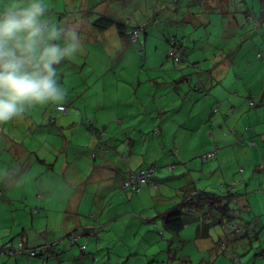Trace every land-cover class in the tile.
<instances>
[{
  "label": "crops",
  "instance_id": "1",
  "mask_svg": "<svg viewBox=\"0 0 264 264\" xmlns=\"http://www.w3.org/2000/svg\"><path fill=\"white\" fill-rule=\"evenodd\" d=\"M238 1L218 0L214 9L206 0H77L80 17L50 18L48 37L56 32L59 39L47 43L75 48L52 65L63 98L25 103L11 120L0 123V234L5 233L0 242L12 245L16 240L9 238H15L27 247L59 244L49 258L16 257L9 264H89L88 257L95 264H112L109 248L115 237L122 252L114 261L129 263L139 256L129 240L149 234L142 218L158 220L196 190L236 185L252 194L250 208L261 214L264 195L257 189L264 190V142L259 139L264 135V60L255 56L264 52V26L256 32L246 24L238 14L244 4L238 7ZM242 1L255 15L262 12L263 0ZM197 15H202L199 23ZM99 16L131 27L147 22L139 38L144 60L115 26L95 28ZM171 36L182 44L178 51L186 60L178 68L167 56ZM91 50V56L100 54L108 64L90 61ZM145 85L153 87V96ZM250 97L260 105L249 108ZM57 105L66 106L67 113L59 114ZM88 122L104 132L108 153L90 156ZM24 136L32 141L25 143ZM239 138L245 141L242 147L236 144ZM212 150L216 157L203 161ZM121 155L128 157L127 164ZM170 165L173 172L167 170ZM150 166L157 170L156 188L143 186L139 195L122 190L129 171ZM89 215L99 218L100 245L84 234L97 226ZM194 228H185L183 248H198L205 264L220 260L214 259L209 237L194 239ZM72 233L80 246L85 240L86 252L69 245ZM152 237L143 241L160 240L155 233ZM179 242L173 239L171 246L180 247ZM181 255L184 264H195L189 252Z\"/></svg>",
  "mask_w": 264,
  "mask_h": 264
},
{
  "label": "trees",
  "instance_id": "2",
  "mask_svg": "<svg viewBox=\"0 0 264 264\" xmlns=\"http://www.w3.org/2000/svg\"><path fill=\"white\" fill-rule=\"evenodd\" d=\"M206 1L209 3V6L211 8L214 9L216 8L214 2L218 0H206ZM242 3L244 4L243 12H244L246 24L250 25L253 30L258 32L259 29L263 28L264 26V22L261 23V21L258 19L260 18L261 20L264 21V4H263L264 2L261 3V5L263 6L262 12L257 15H255L256 13L254 11H251L249 8L245 6L246 3L244 1L239 0L236 4L241 5ZM201 16L202 15L200 16L197 15L198 23L202 20L200 18ZM261 24L263 25L261 26ZM146 25L147 22H144L137 26L131 27L128 25V23L123 24L122 22L115 21L113 19H109L108 17H103V16L96 17L93 21V26L100 30L106 29L109 26H115L120 33H123L124 36H127V40L128 42H130L131 45L137 46L138 54L140 56V60L142 61L144 60V49L143 46L139 43L140 41L139 38L141 34L144 32ZM210 27L207 29L212 30V27L211 28ZM196 29L202 31L205 30L206 32H208L203 26H197ZM127 32H131V36L136 37L135 41H132V37L128 36ZM167 43L169 44L170 47L167 54L168 59H170L172 66L174 68H178V66L181 65V63L186 62L185 58H183V54L179 53L178 51V48L182 46V44H180V41L173 36H171L167 40ZM255 57L257 60H264V52L263 51L257 52ZM199 90L200 89H198V91ZM247 101L249 108H255L258 105H260L259 104L260 101L256 98L250 97ZM55 109L61 115H65L68 110V108L64 105H57ZM85 126L88 130H90L89 136L91 140H93V147L92 150L90 151V156L92 158H95L97 154L108 153L110 151V147L107 144H105L103 141L104 132L95 129L91 122H88V124ZM2 133H3V127L0 125V137L2 136ZM153 133L157 135L158 131L154 130ZM259 139L261 142H264V135L262 134L259 135ZM244 142H245L244 140L239 138V141L236 144L242 147ZM25 147L27 150L29 149L28 146H24V148ZM215 157H216V151L212 150L211 152L203 155L202 160L206 161V160L214 159ZM121 159L122 162L125 164H127L129 161L128 157L125 155H121ZM2 167L3 166H0V169ZM167 170L173 172L174 165L167 166ZM156 171H157L156 167L153 166L140 169L137 171H129L127 173V177L122 182L121 185L122 190L130 192L134 195H139L140 190L143 186H151L152 188H156L157 186L154 175ZM141 173L144 174L146 173L149 175L143 183L139 184L136 187H132V186L127 188L124 187V184L127 181H129L130 177L136 176ZM257 191L261 192L264 195V190L257 189ZM248 197H252V194L249 191L237 189L236 185H231V186L223 185L221 186L220 189L218 188L216 190H211V191L196 190L194 191L193 194H186L183 197L180 205L163 212L160 216L161 218H159L158 220L156 218V220L154 221L153 220L147 221L148 219L142 218L143 222H141V224L143 225L145 224L146 226L149 227L147 231L149 232L150 235L141 233L140 236L137 238V240H141L144 243V246L147 248H149L150 246H154L155 243L160 246V243L164 242L165 245L161 247L163 248L167 247L168 250L171 251V249L173 248L171 246V242L173 239L177 241H181L177 243V245H179L180 247H183L184 242L187 243L184 240L185 238L182 236V234L184 233L185 228L188 225H193L195 226L194 229H196L194 230V239L196 238V236L198 238L209 237V239L212 240V244H213L212 246L213 248L211 251H213L214 253V259L218 257H222L220 260L215 262L212 259L213 262L211 264L213 263L220 264L222 259L225 260V264H229L230 260L233 264H240V259L235 257L236 252L234 251L235 249L234 242L237 241L238 239L241 240L244 238L249 239L248 240L249 249L254 248V241H257L259 243V246L256 245V250H258V252L255 255L257 256L258 259L264 260V251H263L264 249L260 247L261 234L257 232V231H261L262 234L264 235V208L260 209L261 214L257 213L258 209L254 210L252 207L250 208ZM23 201L24 200H22L21 198L19 199V202H23ZM242 207L243 209L240 210ZM236 208H238L239 213L233 215L232 212L236 211ZM240 211H244V214L241 215ZM31 212L35 213L36 209H31ZM238 215H240L241 217ZM245 215H247V217ZM88 218L96 222L97 226H94L89 231H84V234L89 237H93L96 244L100 245L102 241V237L100 235L101 226H99L98 224L99 218L97 215L96 216L89 215ZM133 218L138 222L140 219L139 214L133 215ZM157 222H160L159 226L162 229L157 228ZM250 224L251 226H249ZM153 232L155 233L157 238L160 239L159 241H153L154 240L152 237V234H154ZM76 233H72L67 236L69 245L76 244V240L79 238V236ZM168 234H170L173 238L167 237ZM148 237H151L153 239L151 240V244L143 241ZM9 240L11 241V243H14L15 240L16 242L15 244L12 245L4 244V242L2 243L0 242V259L3 258L6 260L3 261L4 264H9L8 263L9 260L16 259V257H23L27 259H39V260L49 258L53 255V251L57 248L59 244V241H54L50 244L38 245L35 247H27L23 241H18L15 238H9ZM115 240L117 241L116 243H119L117 237H115ZM157 242H159V244ZM228 248L231 249L232 255L226 253V250ZM79 249L83 253L86 252V243L82 244L79 247ZM4 255L8 256L9 258L5 257ZM127 255L129 254L127 253ZM154 256L155 254H151L150 258ZM179 262L181 264H184L181 259ZM201 263H202L201 261H198L197 264H201ZM205 263L206 262H204L203 264ZM222 263L223 262H221V264ZM118 264H123V262ZM260 264H264V262H261Z\"/></svg>",
  "mask_w": 264,
  "mask_h": 264
},
{
  "label": "clouds",
  "instance_id": "3",
  "mask_svg": "<svg viewBox=\"0 0 264 264\" xmlns=\"http://www.w3.org/2000/svg\"><path fill=\"white\" fill-rule=\"evenodd\" d=\"M40 3L33 2L19 10L0 15V123L11 120L25 103L61 100L62 93L53 79L55 69L75 48L47 43L59 39L53 32L45 37L38 17ZM70 39L75 40V36Z\"/></svg>",
  "mask_w": 264,
  "mask_h": 264
},
{
  "label": "rangeland",
  "instance_id": "4",
  "mask_svg": "<svg viewBox=\"0 0 264 264\" xmlns=\"http://www.w3.org/2000/svg\"><path fill=\"white\" fill-rule=\"evenodd\" d=\"M71 1L72 0H0V15H3L5 12H7L9 10L19 11V10L29 6L33 2L40 3V5L43 9V14L40 17H38V21L42 26L43 33L45 32L44 36L48 37V33H47L48 32V26L47 25L49 24L51 17L53 19L54 18L57 19L58 17H60V18L64 17L65 20H71L72 15H76L77 17L78 16L80 17L81 12H80V7L78 6V4L76 2L77 0H75V2H71ZM230 1H232V0H230ZM255 1L258 2L259 0H255ZM263 2H264V0H263ZM258 3L260 4V2H258ZM237 5H239L238 7H240V4H237ZM243 11H244V8L240 7L238 14H241L244 17ZM71 13H73V14H71ZM91 15H95V14H91ZM68 16H69V18L66 19V17H68ZM101 42H103V40H101ZM92 53H94V51L91 50L90 55L88 56V59H90V61L95 60L100 65L108 64L107 60H104L100 56V54H93L91 56ZM76 58H78V57L74 56L72 58V61L75 64H77L75 62ZM76 61H78V60H76ZM124 63L126 65L128 64L126 60H124ZM134 66L135 65H132V66H129L128 68H132ZM66 80L69 81L70 79L66 78ZM145 86H147L149 88V90L151 91V96H153L152 95L154 93L153 87L151 85H145ZM28 141H32V140L25 138V143L28 144ZM242 209H243V207H242ZM236 211L232 212V214L236 215V213H239L238 208H236ZM238 216H240V215H238ZM245 216L247 217V215H245ZM257 232L261 234L260 247H262L264 249V235L262 234L261 231H257ZM4 234L5 233L2 232L0 234V237H2ZM78 240L76 241V244H75L76 247H73V248L79 249L80 243H78ZM81 240H83V239H81ZM248 240H249L248 238H244L241 240L238 239L237 241L234 242L235 243L234 251L236 252L235 257L240 259V264H260L261 262H264V260L258 259L257 256L255 255L258 252V250H256V245L259 246V243L257 241H254V248L249 249ZM116 242L117 241L115 240L114 245L111 248H109L112 251V254H110V258H109V260L113 261L112 264H118L114 260L118 256H121L120 253L122 250V246ZM84 243H85V240H83L82 244H84ZM128 245L134 246L135 250L138 252L139 256L137 258L131 257L130 262L125 263V264H181L179 261L182 257L181 254L183 253V251L185 253H187V252L190 253V255H191V258L189 257L190 261L191 260L194 261L195 264H197L198 261H202L199 249L192 247L191 244L186 245V247H184V248L183 247H181V248L180 247H175V248L173 247L171 249V251L168 250L167 247L163 248V247L157 245L156 243L154 244V246H150L149 248H147L139 240H135V239H130ZM181 250H183V251H181ZM174 253H176V257L173 256ZM226 253H229L230 255H232L231 249L228 248L226 250ZM151 254H155V256L150 258L149 261H146L144 256L145 255L150 256ZM101 255H102V253L100 252V255L98 256L99 260L102 259ZM104 255H106V254H104ZM4 256L8 257L6 255H4ZM208 257L209 256L207 255V258ZM88 259L90 260L89 264H95V262H94L95 260L91 261L90 257H88ZM117 259H119V258H117ZM127 259H129V258H127ZM103 260L105 262L109 261L107 256H105ZM206 260H208V259H206ZM0 264H4V262L0 260ZM60 264H65V263L61 262ZM69 264H81V261H75V262H72ZM201 264H203V263H201ZM223 264H225V263H223ZM229 264H233L231 262V260H230Z\"/></svg>",
  "mask_w": 264,
  "mask_h": 264
},
{
  "label": "built area",
  "instance_id": "5",
  "mask_svg": "<svg viewBox=\"0 0 264 264\" xmlns=\"http://www.w3.org/2000/svg\"><path fill=\"white\" fill-rule=\"evenodd\" d=\"M127 35L128 36H131V32H127ZM132 37V36H131ZM136 37H132V41H135ZM149 175L148 174H144V173H141V174H138L136 176H132L130 177L129 181H127L125 184H124V187H136L138 186L139 184L143 183L146 178L148 177Z\"/></svg>",
  "mask_w": 264,
  "mask_h": 264
}]
</instances>
